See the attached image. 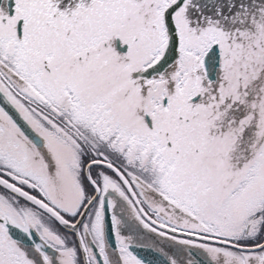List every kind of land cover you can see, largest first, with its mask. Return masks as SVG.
<instances>
[{"label":"snow or ice","instance_id":"6c2138e0","mask_svg":"<svg viewBox=\"0 0 264 264\" xmlns=\"http://www.w3.org/2000/svg\"><path fill=\"white\" fill-rule=\"evenodd\" d=\"M0 264H264V0H0Z\"/></svg>","mask_w":264,"mask_h":264},{"label":"water","instance_id":"95a60500","mask_svg":"<svg viewBox=\"0 0 264 264\" xmlns=\"http://www.w3.org/2000/svg\"><path fill=\"white\" fill-rule=\"evenodd\" d=\"M139 254L144 256L145 258L149 259V260H153L154 257L152 256L151 253L147 252V251H139Z\"/></svg>","mask_w":264,"mask_h":264}]
</instances>
